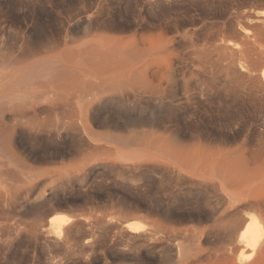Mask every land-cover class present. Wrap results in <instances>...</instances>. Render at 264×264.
<instances>
[{
	"label": "rangeland",
	"instance_id": "obj_1",
	"mask_svg": "<svg viewBox=\"0 0 264 264\" xmlns=\"http://www.w3.org/2000/svg\"><path fill=\"white\" fill-rule=\"evenodd\" d=\"M39 1H41L42 6L47 12H34L28 5H22L20 0H0V64H5L9 61L11 51L19 52L21 36L37 39L45 36L47 33L49 34L50 29L51 37L53 35V37L60 38L63 43H61V46H58L59 49H54L56 53L60 52L61 49L71 48L74 50L78 47L89 48L91 46L122 48L127 46L125 42L134 38L139 42V47H143L141 43L146 36L160 33L167 38L177 59L182 61V63H179L180 66L177 70L176 90L177 97L182 99L185 104L171 111L168 115L170 120L168 124L173 125L174 129L181 131L179 133L183 136V139L186 137V139L188 138L190 140L189 136L193 135L194 132V134L201 133L204 135L210 133L209 135L212 136H223L226 133L225 136H230L231 142L233 141L232 144L234 146L236 144L237 146L245 136L242 132L244 130L243 127L250 126L251 128L249 127L248 129L247 127L246 129L248 131L245 129L246 133L245 130L244 133L248 134L250 131V134L254 137L264 130V118H261L264 117V100L260 98V95L251 99L246 93L247 90L244 91L250 83V80H248L249 82L247 81L249 77L247 76L246 78L245 76L248 75L247 71H242L243 76L240 74L241 72L233 73L232 70H227V72L222 70L229 69L228 67L234 69L235 66L238 69L240 65H243L242 62H244V65L248 62L247 66L249 68L251 67L249 64L252 65L253 69L252 67L249 69L254 71V75H260L257 69L262 70L264 64L261 66V61L256 56L253 58L254 55L252 53L249 51L248 53L246 52L248 47L247 49L243 48L242 46L245 45L238 42L240 40L238 31H241V27L242 29L244 27L251 28L252 31L258 28L264 30L262 21L257 23L250 21L253 20L252 16L256 17L254 13L264 11V0H83V3L80 0ZM71 5L73 6L70 7ZM62 7L65 9L68 8V10L63 11ZM79 9L80 11H78ZM73 12H77V14ZM73 15L77 17H73ZM253 23L256 28L253 26ZM86 29L90 31L87 32ZM251 35H253L252 32L250 33ZM66 37L70 40H67L69 42L67 44L63 41ZM236 43L239 44L237 45ZM66 45L69 48H65L67 47ZM219 45L222 46L220 47ZM223 45L225 49H222ZM206 49L208 52H206ZM54 50H51V57L53 56V52L56 54ZM207 53H211V57ZM250 56L252 59L249 58ZM194 59L199 60L198 62L200 63H198V66L201 64L203 69L191 74L189 71L193 69V66L189 67V65L192 64ZM218 60L222 62H218ZM202 62H205V64ZM257 63H260L259 66H257ZM185 65H187V68H185ZM182 67L185 69L182 70ZM88 69H90V66ZM222 71L227 73H224L223 77ZM206 73H210L209 75L211 77L206 75ZM237 73L240 75H237ZM230 74H235V76H231ZM204 75L208 79L203 77ZM236 75L239 77H236ZM214 78L217 80L215 81ZM212 80L214 83L213 86L211 84ZM223 80H227L225 82V86L227 85L226 94L220 95L218 88H221L222 85L219 82ZM209 82H211V85H208ZM217 82L219 85H217ZM187 83L189 84L188 86L193 87V91L190 87L188 88L195 93L194 98H197V100L193 99L190 103L185 100L184 95V87ZM241 83L242 85H240ZM202 85L206 88H216L215 90L210 89L211 96L212 98L214 97L213 100L211 97L209 99L203 95ZM236 88H239V90H236ZM195 89H198L197 91L199 92ZM243 93L245 94L243 95ZM261 106H263L262 109H260ZM138 111L136 113H142V111ZM112 112L118 116L124 114L122 110L116 108L112 109ZM259 115L261 116L259 117ZM244 121L247 122V126H245L246 123ZM240 122H244V125ZM223 124L226 126L228 124V126H223ZM109 128L102 127L100 129L103 133H110L109 130H111V133L117 134L118 137L132 135L140 130H150L147 127L132 128L126 127L123 124L115 129ZM199 128H204V130ZM228 129L229 131L227 133ZM235 129L236 131H234ZM160 131L163 132L161 129L158 132ZM233 133L235 136H233ZM237 135L241 136L238 137ZM238 139L241 140L235 141ZM104 146L113 148V151L116 148H118L117 150L124 148L120 140L110 142L107 146ZM151 151L150 156L146 160L147 162H142V160L137 162L119 159L110 160L112 156H108L106 153L103 157L107 155L109 157L108 160L102 159L98 162L88 163L83 169V173H81L83 176L81 174L78 176L79 179L76 177L73 179L74 181H70L68 179L62 180V178L61 180L58 178L52 180L51 178V186L54 188L55 184H57L54 190L51 188V200L40 198L36 200L35 198L27 199V202L23 200L18 206L19 210L17 208L16 212H13L14 215L12 212L8 213V216L0 215V264H160V262L163 264L162 257H164V253L165 257H168L171 261V264H175V261L177 264V257L180 255L183 256V264H209L211 262L209 250L213 251L220 244L213 242L211 238L206 237V239L204 237L201 243H199L200 245L202 244V246L199 245V248L201 247L202 250H196L197 242H199V236L201 234L198 229L201 232V228L206 226L205 217L209 214L207 212H211L209 209L215 206L214 203L218 204L221 198L218 199L217 194L210 192L212 190L207 195L208 188L206 187V190L203 185L201 188V184L199 185V183L197 184L199 186H196L194 183L192 185V182H187L189 180L191 181V179L186 169H183L187 174L186 178H182V176L184 177V173L179 177L175 173V168H173L174 174L171 171L173 166L171 167L170 164H175L174 167L183 165L175 156H172L170 153L168 155L167 153V158L165 157L167 156L165 154L166 152L161 151L162 154H160L156 151V153ZM169 156H172L170 157L172 159ZM148 159L153 160L152 164L154 165ZM154 160L157 161L155 162ZM164 161L166 163L169 162V165L168 163L165 164ZM160 165H162V168H160ZM250 166L254 168L257 164L252 163ZM163 174L165 175L163 176ZM173 174L176 178L172 176ZM165 177H168L167 180ZM170 177H173L174 180ZM185 181L186 184L188 183L187 185L184 184ZM59 185L61 186L60 188ZM243 185L240 189H248L250 185L256 187L257 192L261 193H258V197L262 195L259 197L260 199L258 198L259 202L260 200L264 202V193H262L264 192V166L261 168L255 180L248 182L246 186L245 184ZM160 188L164 194L159 192ZM197 188L201 190L205 188L206 191L204 189L201 191ZM55 191L57 193L56 195H54ZM199 191L201 193H198ZM152 194H156V196L154 195L155 197H152ZM205 194L206 197H204ZM210 196L216 198H213V200ZM249 197L252 198V196ZM152 198L154 199L151 200ZM206 198L210 199L207 200ZM248 201H246V204L244 202V205H241L245 214L254 212L258 208L257 201L255 202L252 199ZM252 201L256 204L254 202L253 204ZM211 202L214 204L213 206H211ZM202 203L204 205L203 207ZM156 204L158 206H155ZM156 207L160 208L156 209ZM165 207L167 208L165 209ZM242 209L241 213L243 211ZM62 213L73 216V219L64 226L60 236L55 235L53 232L51 234L50 231L52 229H50L49 219L53 214ZM152 213L155 214L152 215ZM9 214H12L13 217ZM9 217L10 219H8ZM158 217L163 219L160 218L161 220H159ZM132 219L142 220L148 225L150 222L153 223V220L154 223L163 221V223L165 222L164 232L162 234V229H159L161 232L157 233V228L154 230L153 227L150 228L149 226V228L146 227L145 231L132 233L125 227L126 221ZM197 219L202 220L203 223H200ZM150 234L155 235L152 238ZM146 235L149 236L147 237ZM195 235L197 236L195 237ZM155 236L156 238L158 237L157 239L159 241L155 240ZM208 240L209 242H207ZM153 242L155 243L153 244ZM207 243L212 244L214 247ZM229 247L231 249V246ZM241 247L236 246L233 250H229V264H239V257L243 253L245 256L250 253V249H242ZM191 248L193 251L190 250ZM163 250H167V253L163 252ZM195 252H198V254ZM202 255L204 257L201 259ZM207 255L210 259L205 257ZM253 256L250 261L248 260L249 262L247 261V264H264V260H261L262 263H260L261 261L259 262V256H261V259L264 258V249L260 250V254L258 253ZM166 258H163L164 261ZM253 259L254 262L252 261Z\"/></svg>",
	"mask_w": 264,
	"mask_h": 264
},
{
	"label": "bare ground",
	"instance_id": "obj_2",
	"mask_svg": "<svg viewBox=\"0 0 264 264\" xmlns=\"http://www.w3.org/2000/svg\"><path fill=\"white\" fill-rule=\"evenodd\" d=\"M80 1L83 3V0ZM20 2L22 5L31 7L34 12H47L39 0H20ZM72 6L73 5L70 7ZM66 9L68 10V8ZM66 9L63 8V11H66ZM60 11H62V9H60ZM78 11H80V9ZM77 12L73 13L77 14ZM255 14L256 17L254 16V18L252 16L253 20H250L251 18L249 20L255 23L262 21V24H264V11L256 12L254 15ZM74 16L77 17L76 15H73V17ZM69 18L71 19L70 16ZM89 31L87 30V32ZM253 31L251 28L248 29L244 27V29H242L241 27V31H238L240 39L238 42L246 46L241 45L243 48L247 49L248 47L247 51L244 50L247 53L248 51L252 53L254 55L253 58L256 56V58L261 61V64H259L262 66V64H264V30L258 28L257 30L253 29ZM251 32L253 35L250 36ZM66 38L63 40L65 44L70 41ZM61 43L62 40L60 38L53 37V35L51 37V29L49 34L47 33L45 36H41L37 39L21 36L19 52L16 53L15 51H11L9 61L5 64H0V215L4 216L11 212L13 214L23 200H30L31 198H35V200L37 198L51 200V188H53L51 186V178L52 180H55V178L61 180L62 178V180L68 179L74 181V178L83 173L82 171L88 163L98 162L102 159L108 160L109 155L112 156L110 160L119 159L135 162L142 160V162H147L146 160L150 156V150L160 154H162L161 151H163L166 152V155L167 153L168 155L169 153L172 154L179 162L183 163L181 166V163L179 164L180 167H174L175 164H170L171 167L173 166L172 169L170 167L173 173V168H175V173L179 177L184 173V177L182 176V178H186L187 174L183 170L186 169L191 179V181L189 180L187 182H192V185L194 183L196 186L201 184V188L202 185L208 188L207 195L208 192L212 190L210 192L217 194L216 196L217 198L219 197L218 199L221 198L219 202L216 199L218 204H214L215 206L217 204V206L209 209L211 211L207 212L209 214L206 213V226L201 228V232L200 229H198L201 234L199 236V242H197L198 245L196 250H202L201 247L199 248V243H201L204 237L211 238L213 242L220 244V246L213 249V251L209 250L211 259L208 255L205 256L210 259L211 262L209 261V264H229V250H233L236 246H242V249H250V253H248L247 256L243 253L239 257V264H247L253 255L260 254V250L264 249V202H261V200L259 202L258 198L262 195L258 197L259 192H257L256 187L251 185L249 188L247 187L248 189H240V187L243 184L246 186L248 182L255 180L261 168L264 166V130H261L262 132L259 131L261 128L257 130L260 133L258 135L256 134L257 136L255 137L250 134V131L248 134H245L248 126L247 120L244 121L247 127H243V129L246 130L245 133L244 130L242 132L245 136L237 146L236 144L235 146L232 144L233 141L231 142L230 136H225L226 133L223 136H215L214 134V136H212L209 135L210 133L204 135L201 133L194 134V132L193 135L188 134L190 135V140L187 138L189 141L185 136V139H183V136L179 133L181 131L174 129L173 125L168 124L170 121L168 115L171 111L185 104L182 99L177 97L176 90L177 70L180 66L179 63H182V61L177 59L174 55L172 46H170L167 38L163 34L158 33L146 36L141 43L143 47H139V42L134 38L125 42L127 46L122 48L91 46L89 48L78 47L74 50L71 48V50L61 49L60 52L56 53L54 49L61 46ZM239 43L236 44L238 45ZM68 45H66L67 47L65 48H69ZM223 47L222 49H225L224 45ZM51 50H54L56 53L54 54L53 52L52 57ZM206 52H208L207 49ZM207 55L211 57V53H207ZM202 57L206 59L204 56ZM249 58L252 59L251 56ZM199 59L201 60V58ZM195 61L197 62L195 63ZM198 61L199 60L194 59L192 64L189 65V67L193 66V69L189 71L191 74L203 69L201 64L198 66V63H200ZM218 62L222 61L218 60ZM202 63L205 64V62ZM247 63L244 65V62H242L243 65L239 66L240 70L239 68L237 69L236 66L234 69L228 67L229 69L222 70L226 72L227 70H232L233 73L241 72L240 74H242V71L246 70L248 75L245 76L246 78L247 76L249 77L247 81L250 80V83L244 91L247 90L246 93L251 99L260 95V98L264 100V68L262 70L258 68V74L260 72V75L255 76L253 73L254 71L249 69L252 65L249 64L251 67L248 68ZM259 64L257 63V66H259ZM89 66L90 69H88ZM185 68H187V65H185ZM185 68L182 67L181 69L183 70ZM226 72H223L222 77L224 73L227 74ZM239 73H237V75ZM209 74L206 73V75L211 77ZM230 75L235 76V74ZM237 75L236 77H239ZM203 77L207 78L205 75ZM214 79L215 81L217 80L216 78ZM226 81L227 80H223L219 82L222 85L221 88H218V93H220V95L226 94ZM203 83L205 84L204 81ZM210 83L211 82H209L208 85L212 84L213 86V80L212 83ZM219 83L217 82V85H219ZM188 85L187 83L184 87V95L185 100L190 103V101H193V99L197 100V98H194L195 93L192 92L193 87ZM240 85H242V83ZM202 86L203 95L206 98H212L210 89H214V87L206 88L204 85ZM188 87H190L192 91ZM237 89L239 90V88H236V90ZM244 94L245 93H243V95ZM254 101L257 102L256 100ZM258 103L260 104V101ZM263 106H261L260 109H262ZM114 108L122 110L124 114L122 116L115 115L112 112ZM138 110L142 111V113L140 112L141 114H139ZM136 111H138V114ZM260 116L261 115H259V117ZM238 119L241 120L240 118ZM258 119L260 120V118ZM244 122L240 123L244 125ZM121 124L132 128L147 127L150 130H140L132 135L118 137L117 134L111 133V130H109L110 133H103L100 129L102 127L115 129ZM223 126L226 125L223 124ZM160 129L163 130V132H158ZM199 129L204 130V128ZM199 131L201 132V130ZM228 131L229 129L227 133ZM234 131H236V129ZM157 132L158 134H156ZM182 133L184 132L182 131ZM233 136H235V134ZM240 136L241 135L238 137ZM117 140L121 141L122 146H124L123 149L117 150L118 148H116V150L113 151V148H108V143L113 141L116 142ZM239 140L241 139L235 141ZM230 144L233 147H230ZM106 153L108 154V156L105 155L107 158H105V156L103 157ZM168 155L165 157L168 158ZM172 156H169V158ZM148 161H150L151 164L153 163V160L148 159ZM167 163L169 165V162ZM167 163L165 162V164ZM252 163H256L257 166L254 168L251 167L250 165ZM160 168H162V165H160ZM165 174H163V176ZM174 174L172 176L176 178ZM170 178L173 179V177ZM182 178L180 179L182 180ZM61 183L60 185H62ZM198 183L199 185H197ZM184 184L187 185L188 183L186 184L185 181ZM56 185L57 184H55V187ZM60 185L59 188L61 187ZM259 185L261 184L259 183ZM205 188L203 189L205 190ZM197 189L201 190L200 188ZM159 190V192H162L161 188ZM162 193L164 194V192ZM198 193L201 192L199 191ZM56 194L55 191L54 195ZM156 194H152V197H155ZM249 196H252V198ZM204 197H206V194ZM153 199L154 198L151 200ZM249 199L255 200V202L257 201L258 208L254 212L245 214L241 205L244 202L246 204V201ZM40 202H42V200H40ZM253 202L254 201H252V203ZM156 203L158 202L156 201ZM214 204L212 203L211 206ZM158 205L156 204L155 206ZM203 206L202 203V207ZM240 206L243 210L242 213ZM157 208L160 207H156V209ZM166 208L167 207H165V209ZM160 213H162V211H160ZM12 214L9 215L12 216ZM154 214L152 213V215ZM161 217H158L159 220L163 219ZM1 218L5 219L4 217ZM8 219H10V217ZM72 219L73 216L65 213L53 214L49 219L50 229H52L50 231L51 234L53 232L55 235L60 236L64 226ZM166 221L168 222V220ZM153 223L150 222L148 225L142 220L132 219L126 221L125 227L132 233H139L145 231L146 227L149 228L150 226V228L153 227L154 230L157 228V233H160L161 230L159 229H162L163 234L165 222L157 221V223ZM200 223H203V221L201 220ZM188 232L190 231L188 230ZM188 232L186 231L187 234ZM194 232L196 233V231ZM150 235V237L154 236L153 234ZM146 236L148 237L149 235ZM196 236L197 235H195V237ZM157 238L155 240L159 241ZM207 242H209V240ZM154 243L155 242H153V244ZM162 245L164 244L162 243ZM160 246L159 248H161ZM200 246H202V244ZM229 246H231V249ZM179 249L181 250V248ZM190 250H192V248ZM166 251L163 250V252ZM195 253L198 254V252ZM194 255L196 256V254ZM182 257L181 255L177 257V261L181 264L184 263ZM202 257L204 256L202 255L201 259ZM163 258H166L165 253L164 257H162L163 261H160H162L163 264H171L168 257L165 261ZM259 258V262L264 260V258L261 259V256H259ZM252 261L254 262V259ZM178 262L177 264H179ZM174 263L176 264V261ZM260 263H262V261ZM160 264L162 263L160 262Z\"/></svg>",
	"mask_w": 264,
	"mask_h": 264
}]
</instances>
